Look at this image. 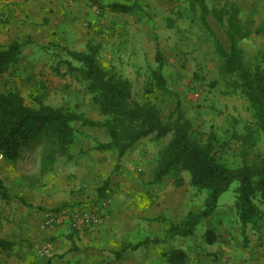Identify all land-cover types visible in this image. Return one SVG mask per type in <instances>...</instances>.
I'll use <instances>...</instances> for the list:
<instances>
[{
    "label": "rangeland",
    "instance_id": "obj_1",
    "mask_svg": "<svg viewBox=\"0 0 264 264\" xmlns=\"http://www.w3.org/2000/svg\"><path fill=\"white\" fill-rule=\"evenodd\" d=\"M86 1L98 10L100 17L102 11L109 10L106 9L107 5L98 1ZM236 3L242 18L251 21L255 28L263 26L264 0H236ZM134 6L129 14L111 13L109 10L119 19H106V28L103 25H84L83 29L88 32V36L81 35L79 41L68 37L63 31L56 32L53 35L55 43L47 49L48 52L40 54V51L27 61L23 60V65L20 63L19 68L0 78V93L17 90L29 106L39 107L42 104L102 121L100 109L88 93L86 85L61 64V58L65 56L63 48L86 52L89 46H94L99 48L98 59L102 67L130 83L132 100L140 104H153L165 123L177 118L176 110L180 105L185 119L191 120L200 130H214L222 140L235 148L245 144L248 146L246 142L249 141L254 146L252 156L264 157V133L257 130L247 100L235 93L223 78L221 61L215 53L212 36L201 23L192 0H135ZM209 23L216 37L228 45L224 31L212 18ZM263 48L264 38L255 34L240 43L243 60L250 69L256 67ZM56 52L61 53L60 59L55 57ZM158 53L164 57L163 75L169 89L167 93L159 91L153 84V73L158 69ZM39 67L40 73L37 70ZM74 126L77 136L68 150H60L57 140L48 134L35 136L39 149L42 147L45 151L44 165L50 168L59 160L61 163L63 160L68 162L75 152L77 160H85L96 167L100 165V169L107 172L109 181L120 176L122 178L115 183L118 186L114 184L111 190L104 178L101 187L102 191L106 190V197L101 199L105 201L95 202L91 211L65 207L52 214L67 212L68 217L65 216L63 221H69L74 213L90 212L100 220L101 210L98 208H105L104 204L111 194L115 196L124 192L129 195L141 182H148L146 186L154 185L156 189L153 195L159 202L157 209L162 208L164 211L157 223L163 225L164 231L167 227L162 219L173 218L176 219L175 223H180L188 214L198 213L202 208L206 194L191 186L188 174H183L182 185H178L175 178L154 183V171L171 136L163 139L149 136L135 145L123 159H119L114 151L97 149L98 144L108 142L106 130L80 124ZM122 184H127V188ZM237 189L238 184L235 183L221 196L217 210L198 225L195 234L242 227L235 210ZM69 222L74 230L88 228L76 229ZM101 225L100 220L97 227L90 229Z\"/></svg>",
    "mask_w": 264,
    "mask_h": 264
},
{
    "label": "crops",
    "instance_id": "obj_2",
    "mask_svg": "<svg viewBox=\"0 0 264 264\" xmlns=\"http://www.w3.org/2000/svg\"><path fill=\"white\" fill-rule=\"evenodd\" d=\"M95 1L107 5V10L112 4H135V0ZM97 12L86 0H0V49L16 42L22 45L23 59L9 72L40 51L48 52L56 32L79 41L81 35L88 36L84 25L105 27L106 19H119L109 10L101 17ZM60 56L56 52L55 57ZM44 156L34 137L17 160L0 159V179L6 189L0 194V243H6L0 244V264H171L164 256L171 250L184 252L185 264H264V221L258 228L215 229L212 245L204 232L168 238L157 223L164 211L157 209L156 189L146 186L148 182L139 183L129 195L111 194L105 208H98L99 228L74 230L64 219L43 228L45 217L59 209L91 211L102 200L104 178L109 190L122 178L109 181L100 165L77 160L75 152L68 162L59 160L50 168L44 165Z\"/></svg>",
    "mask_w": 264,
    "mask_h": 264
},
{
    "label": "trees",
    "instance_id": "obj_3",
    "mask_svg": "<svg viewBox=\"0 0 264 264\" xmlns=\"http://www.w3.org/2000/svg\"><path fill=\"white\" fill-rule=\"evenodd\" d=\"M201 23L213 39L215 53L221 61L220 71L235 93L249 103L255 125L264 133V48L257 65L250 69L244 62L240 43L253 34L264 38L263 26L255 28L242 18L236 0H192ZM135 6L112 4L113 13L129 14ZM224 31L228 45L213 32L209 19ZM51 48V45L48 47ZM22 45L18 42L0 49V78L19 64ZM65 56L61 64L83 81L100 109L102 121L53 109L46 105L32 107L26 104L18 91L0 93V155L3 159L17 160L21 149L38 134H48L57 140L60 150H68L75 142L74 125L104 129L108 142L97 145L100 151H114L119 159L141 140L155 135L157 139L171 136L154 171V183L166 178L184 184L183 174L190 177L191 186L206 194L198 213H190L180 223L165 221L166 237H190L198 225L217 210L219 200L233 184H238L236 216L242 228H256L264 221V157L252 156L254 146L235 148L221 139L217 132H204L189 119H185L177 106V118L164 122L161 113L150 103L132 100L130 83L107 72L101 65L99 48L89 46L86 52L62 49ZM158 69L153 73V84L163 93L169 92L163 75L164 57L157 54ZM106 191V190H105ZM105 191L101 198H105ZM6 189L0 179V194ZM164 221V219H162ZM207 244H214L216 236L206 233ZM158 240H155L157 242ZM1 245L6 243L2 242ZM171 264H185L187 255L179 250L164 254Z\"/></svg>",
    "mask_w": 264,
    "mask_h": 264
},
{
    "label": "built area",
    "instance_id": "obj_4",
    "mask_svg": "<svg viewBox=\"0 0 264 264\" xmlns=\"http://www.w3.org/2000/svg\"><path fill=\"white\" fill-rule=\"evenodd\" d=\"M3 157L0 155V159ZM68 217L67 212H59L58 214H48L43 221V228H49L54 226L61 219ZM69 221L72 222L73 227L81 229L82 227L95 228L99 225L100 220L98 217L90 212L74 213L69 217Z\"/></svg>",
    "mask_w": 264,
    "mask_h": 264
}]
</instances>
